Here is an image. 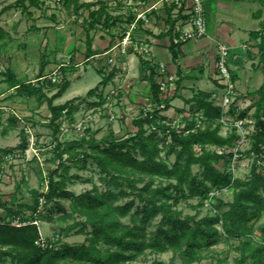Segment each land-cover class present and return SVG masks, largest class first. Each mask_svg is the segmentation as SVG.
Instances as JSON below:
<instances>
[{"label":"trees","instance_id":"trees-1","mask_svg":"<svg viewBox=\"0 0 264 264\" xmlns=\"http://www.w3.org/2000/svg\"><path fill=\"white\" fill-rule=\"evenodd\" d=\"M16 1H26L28 7H39L50 0ZM55 1L62 3L63 7L71 9L75 14L81 9L88 10L87 18L83 19V23L87 25L84 28V57L87 61L93 54L91 39L88 36L89 29L98 23L103 27H111L116 23V16L110 14L104 0ZM260 1L264 3V0ZM9 7L4 6L0 13ZM165 21L168 28L163 34L171 36L177 17L172 18L170 9L167 10ZM263 32L264 19L260 22L258 30L250 32L253 37L258 38V65L262 72V81L254 91L256 98L252 100L249 108L237 113L238 117L244 118L247 117L248 110L253 109V130L248 136L247 150L251 165L247 176L233 178L227 169L229 154H220L205 148L196 153L193 149L194 145H231L235 138L233 129L227 135L220 134L219 118L222 110L212 103L210 94H195L186 100L192 102V106L189 110L190 118L185 119V128L181 131L164 124L162 120L167 117L162 115L159 109L145 116H142L140 111L132 120L134 131L127 136L117 137L110 130L98 140L90 133L87 137L58 141L53 148L52 157L57 160V166L46 173L47 189L44 192L30 189L29 203L16 202L14 193L8 201L3 200L0 192V208L4 209L6 215L20 214L25 220L33 216L25 217L23 211L28 209L34 212L38 207V198L42 196L46 205L52 203L54 210L61 214L60 219H72L62 230H74L84 234V241L79 244L62 242L56 248H42L35 243L38 238L36 225L28 223L14 226L4 222L0 223V258L8 259L9 264H66L67 261L83 264H125L135 261L147 251L158 253L171 250L180 256L184 264H190L199 259L203 249L211 248L223 237L229 242L233 240L232 245L238 253L234 259L235 264H264V221L260 226L261 238H255L253 234L254 223L264 217ZM9 40L8 32L0 27V46H6ZM177 48L170 45L173 59L176 57ZM140 64L149 81L150 100L159 103L154 66L141 58ZM44 65L42 59L35 82L21 81L9 66L0 70V82H5L9 88H13L12 95L34 98L38 103H46L49 125L53 129L52 137L56 139L57 120L62 111L66 110L65 114L73 118L76 100L81 98L75 97L54 104V99L63 95L69 81L64 78L56 82L41 80ZM98 73L101 75L100 80L86 91V95L94 94L98 87L107 84L114 74L112 70L105 73L102 69H99ZM46 91L52 93L48 95ZM101 102L99 100L97 105ZM165 107H169V99L165 100ZM198 113L202 116V126L194 128ZM229 113L234 114L235 109L231 107ZM3 114V107L0 106V132L6 134L16 127L17 118L9 114L4 123ZM152 124L157 130H149ZM186 129L188 132L185 133ZM20 139L13 147L0 148V166L2 155L27 146L23 135ZM78 155L83 158V168L86 167L87 160L91 159L102 174L101 179H107L108 185L104 190H100L95 184L80 193H74L65 187L70 169L67 163L76 160ZM170 155H173L172 161L168 160ZM221 160L223 167H218L217 163ZM195 165L199 168L197 173L192 170ZM136 174L138 177H135ZM142 177L146 179L143 180ZM111 184L119 187V190L115 191L110 187ZM220 188L232 190L231 200L224 201L219 195L211 197L209 204L216 210L211 214L197 217L195 214H184L177 208L180 200L192 197L197 198L196 205L202 206L209 197V191ZM123 197L128 199L118 202ZM61 199L68 200V210L60 204ZM128 215L129 221H123L122 218ZM38 217L44 219L40 214ZM57 231L63 234L60 230Z\"/></svg>","mask_w":264,"mask_h":264},{"label":"rangeland","instance_id":"rangeland-1","mask_svg":"<svg viewBox=\"0 0 264 264\" xmlns=\"http://www.w3.org/2000/svg\"><path fill=\"white\" fill-rule=\"evenodd\" d=\"M96 1V0H88ZM107 4L108 11L112 12L115 16L116 9L120 4H124L128 8L130 5L134 8V0H104ZM203 1V0H202ZM15 0H0V8L9 3H13ZM32 16L22 13L21 11L11 10L6 13L0 14V27L6 30L10 34V40L7 42L5 48L0 47V70H4L7 66L16 73L17 78L25 79L35 82V77L39 71L40 61L48 59L52 63H67L65 70L59 69L55 72V76L58 81L62 78L69 79V86L63 96L56 98L55 103H62L65 100L77 95H85L86 91L92 88L100 78V74L93 67L92 60L88 62L83 61V48H84V34L81 30V18L77 17L74 13L63 7L62 3L55 0H50L45 4V7L40 9H32ZM126 8L124 9V13ZM138 12V11H137ZM123 13V14H124ZM53 16V18H52ZM39 24V29H30V26ZM43 24H46L43 26ZM54 25L56 26L54 30ZM40 28L50 29L51 31L40 30ZM114 31V32H113ZM114 34H120V30L113 29ZM98 34H101L98 31ZM55 58V62L51 61ZM73 62L72 65H70ZM52 66V65H51ZM49 66H46L45 71ZM64 71H66L64 73ZM79 71V74L78 72ZM250 85H256L257 80L261 81V77L256 78L257 75L261 76V73H251ZM77 76V77H76ZM1 78V76H0ZM242 84L247 82L244 75L241 76ZM47 80V79H46ZM47 81H44L46 83ZM8 84L5 82L0 83V106L3 107L4 114L2 120L5 123L6 117L9 114H13L17 118L16 127L10 129L6 134L0 132V148L13 147L20 142L21 135L26 138L24 126H28L33 138H35L36 146L41 148L39 158L41 164L36 157L30 160H14L7 162L2 159L0 168V192L4 197H9L12 193L16 195L21 203L30 202V189H41L44 187V176L48 171L54 170L57 166V160L52 159L53 151L50 150V142H52V127L49 125V111L46 103H38L34 98H26L19 95H8L6 90ZM6 90V91H5ZM48 95L52 91H46ZM238 96L236 105L239 110L249 108L252 100L256 97L240 98ZM249 100V102L247 101ZM78 110L75 112V116L79 117L82 111L87 107L85 103L77 102ZM82 105V106H81ZM116 105L114 106V113L116 114V121L119 117L116 111ZM144 104L143 106H146ZM88 109V108H87ZM237 110V111H239ZM253 109H249L247 117L252 118ZM107 119L101 115L97 120H94L89 124L87 136L93 133L95 139H100L109 133L107 127ZM113 124V122H112ZM117 137L127 136L132 133L133 128L123 123L121 127L112 126ZM96 130V131H94ZM232 130L230 125H221L220 134L227 135ZM74 136L72 131H69L65 136V140H70ZM84 148L88 149L87 146ZM244 149L249 148V143H246ZM246 150L243 152V156L240 161V170L237 175L241 178L248 175L251 165V157L245 155ZM3 156V155H2ZM65 154L63 158H65ZM82 157L77 156L74 161H68L70 169L65 180V187L74 193H80L86 189H90L93 184L98 186L100 190H104L107 187V179L102 180V174L97 169L96 165L91 159L87 160L86 167H82ZM169 161L173 160V155L168 157ZM218 167H223V161L217 163ZM194 173L199 172L198 166H193ZM25 177V178H24ZM27 177V178H26ZM135 177H138L136 174ZM58 179V177H56ZM143 180L146 177H142ZM141 183H138L140 185ZM119 190V187L110 186ZM132 197V196H130ZM219 197L228 201L231 200L232 190L228 189L225 192L219 194ZM127 197L120 198L118 202H123ZM60 204L69 209V202L66 199H61ZM197 198L192 197L188 199H182L178 202L177 208L184 214H195L197 217H202L213 213L212 205L198 206ZM26 211V210H25ZM5 211L0 208V216L4 215ZM40 215L44 216L43 223L41 225V231L43 234H49L53 231L60 230L63 234L64 242L79 244L84 241V234L76 233L74 230L66 232L62 228L67 223H71L72 219L66 221L60 219V213L54 210L52 203H48L44 206ZM82 219V217H78ZM129 215L123 217V221H129ZM264 221V217L254 223L253 234L256 238H261L260 226ZM232 241H227L223 237L219 242L209 249H203L199 254V259L190 264H235L234 259L238 256L237 251L232 245ZM247 263L249 260L246 261ZM0 264H9L8 259L0 258ZM66 264H83L77 262L67 261ZM125 264H184L178 254H174L171 250L165 252H150L147 251L135 261L127 262Z\"/></svg>","mask_w":264,"mask_h":264},{"label":"crops","instance_id":"crops-1","mask_svg":"<svg viewBox=\"0 0 264 264\" xmlns=\"http://www.w3.org/2000/svg\"><path fill=\"white\" fill-rule=\"evenodd\" d=\"M182 1L184 4L183 6H185V3L189 4L188 0ZM202 2L206 20V35L198 39L188 40L180 45L177 48L175 59L171 56L169 44L170 36L163 34L168 28L165 21L167 18V10L170 9L172 18H175L173 15V8L175 5L170 0H134L133 3L136 5L134 8L130 5L127 8L124 4H120L115 10V16L117 18L115 25L103 27L101 23H98L94 28L89 29L88 36L91 39L93 54L86 61L84 57V44L82 53L83 61L81 62L86 63L88 60H92L93 67L99 70L105 66H109L106 62L107 56H114L115 63L110 67V71L112 70L114 74L112 79L105 85L107 87L115 84H120L122 86L128 85V91L123 93L122 97L116 103V111L119 114L117 123L116 121L107 122V127L109 130H112L114 134L115 129L113 130L112 126H117L119 128L123 123L129 124L134 131L132 120L138 116L143 105L150 100L149 81L141 70L140 57L134 53L131 48H129L125 54H120L118 49L114 47L116 42L128 30L131 32L133 40L150 43L156 55V60L165 62L168 70L173 72L177 77L174 87L171 90L169 107L163 112V115L174 117L180 113L190 114L189 110L192 106V102H187V99L195 94H211L221 89V85L214 76L215 59L219 44H225L229 47L228 65L233 74L236 91L239 93V96L242 95L240 98L255 97L254 91L262 81V72L258 65V38L253 37L250 32L260 28V22L264 19V3L260 0H203ZM7 5L10 7L3 11V14L11 10H18L32 16V9L37 10L45 7V4L39 7H28L26 1L24 3H19L15 0L13 3L3 5L0 10ZM125 8L126 12L124 13ZM68 10L74 13L71 9ZM137 11H144L147 21L141 18L136 19ZM179 11L177 21L178 19H184L186 17V10L184 7ZM110 14H112V12H110ZM75 15L81 18L80 26L85 40L86 31L84 28L87 25L83 23V19L87 18L88 10L81 9ZM132 23H134L133 28ZM44 25L46 24H43V26ZM183 26L187 25L185 24ZM39 27V24H36L29 28L38 30ZM55 28L56 26L54 25V30ZM113 29L120 30V34H114V31L112 32ZM40 30L45 31L44 34H46L47 31H51L46 28H40ZM98 31H100L101 34H98ZM0 47L5 48V46ZM106 51H108V53L103 54ZM51 61L55 62V58ZM44 62L45 65L42 77L56 72L59 69L65 70L66 68L64 67L69 65L63 62L51 64L48 59L44 60ZM72 64L73 62L70 65ZM46 66H49L47 71H45ZM65 72L66 71H64V73ZM77 72L79 74V71ZM256 72L261 73V76L257 75L256 77L257 79L261 77V81L257 80L256 85H250L248 81L252 76L251 73L255 74ZM242 75L247 79V82L244 84H242L240 79ZM20 80L27 81L25 79ZM67 80L69 81L68 78ZM6 90L9 96L14 92L13 88H9V86ZM75 97L81 98L80 100H76V102L81 101V104L85 103L87 106L85 108H92L98 103V97L95 93L92 95H86L85 93L83 97L82 95H77L72 98ZM55 100L56 99L53 101L54 104H56ZM75 106L76 109L74 110V114L78 110V104ZM2 199L8 201L10 196H2ZM16 202H20L17 197Z\"/></svg>","mask_w":264,"mask_h":264},{"label":"built area","instance_id":"built-area-1","mask_svg":"<svg viewBox=\"0 0 264 264\" xmlns=\"http://www.w3.org/2000/svg\"><path fill=\"white\" fill-rule=\"evenodd\" d=\"M173 2L174 10L173 15L177 17L179 14V10L184 7L186 17L184 19H178L173 28V33L170 36L169 44L179 47L183 43L188 40L198 39L206 35V20L204 14V7L202 0H188L189 4L185 3L183 6L182 0H170ZM143 19L147 21L144 11H139L136 14V19ZM187 26H183V25ZM134 27V23H132V28ZM118 49L120 54H125L129 48L132 49L134 53L140 56L141 59L147 61L151 65L154 66L155 70V82L158 86L159 90V103H153L151 100L147 103L146 106H143L142 116L147 115L148 113L153 112L155 109H159L160 113L163 115V112L168 109L165 107V100L170 98L171 90L174 87L175 80L177 79L176 75L169 71L167 65L163 61L156 60V55L153 52L151 44L146 41H138L133 40L131 37V32L128 30L122 37L116 42L114 45ZM109 51V50H108ZM108 51L103 54H107ZM229 59V47L225 44H219L217 47V54L215 59V79L221 85V89L219 91H214L210 94L209 99L213 104L219 106L222 110V115L219 118V122L221 125H230L234 131L235 138L231 145H194L193 149L196 153L201 152L202 148L207 150L215 151L220 154H229L227 160V169L231 172L233 178L239 177L237 175L240 170V161L243 156V152L247 149H244V145L248 143V136L253 130L252 119L248 117H238L237 113L239 108L236 105V101L238 99L239 93L236 91L235 81L233 79V74L228 65ZM106 62L109 65L108 67H103L102 70L106 73L110 71V67L115 63L114 56H107ZM41 80L48 79L51 82L58 81L55 76V72L40 77ZM33 82V81H32ZM128 85L122 86L120 84H115L110 87L106 85H101L95 91V94L98 97V100L102 102L99 105H96L92 108H86L82 111L79 117L73 115V118H70L65 114L66 110L62 111V115L57 120L58 123V131L56 134V139H53L50 142V150L53 151L54 146L58 141H66L65 136L69 131H72L74 136L70 138V140L78 139L82 136L87 137L89 124L92 121L97 120L99 116L103 115L107 121L111 122L116 119V114L114 113V106L117 101L122 97V94L128 91ZM249 102V100H247ZM233 107L235 109V113H229V109ZM167 119L162 120V122L170 127L176 128L178 131H181L185 128V119H189L190 116L187 113H180L177 116L171 117L166 116ZM202 116L200 113L195 117V127L202 126L201 122ZM150 131L157 130L155 125H150ZM192 128V129H194ZM24 131L26 133V141L27 146L24 149L16 148L11 150L8 153H5L2 156V159L9 162L14 160H30L33 157H36L40 162L39 154L42 150L36 146L35 138L28 128V126H24ZM184 132H188V130H184ZM245 155H248L245 152ZM252 155V153H251ZM249 156V155H248ZM0 168H3L1 165ZM45 185L40 191L44 192L47 189V180L46 174H43ZM25 178V177H24ZM27 178V177H26ZM230 188H220V189H212L209 191V197L204 201V204L209 206V199L213 196H217L222 192L227 191ZM46 205L45 199L40 196L38 198V207L34 212L26 209L23 211V215L33 217L31 219H22L21 215L7 216L6 213L0 216V223L7 222L14 226H21L28 223H32L36 225L38 230V238L35 243L42 248H56L60 245L63 240V235L58 231H53L49 234H43L41 231V225L43 220L38 217V215L43 211L44 206ZM213 212L216 210L212 208ZM221 221H219L218 227L220 228ZM222 232V230L220 229ZM256 238V237H255Z\"/></svg>","mask_w":264,"mask_h":264}]
</instances>
